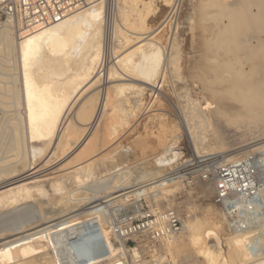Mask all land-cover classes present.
Instances as JSON below:
<instances>
[{
    "label": "rangeland",
    "instance_id": "obj_1",
    "mask_svg": "<svg viewBox=\"0 0 264 264\" xmlns=\"http://www.w3.org/2000/svg\"><path fill=\"white\" fill-rule=\"evenodd\" d=\"M105 1L106 16H104L105 19L101 35L102 49L100 51L99 64L97 65V70L100 68V72L98 71L99 75L96 74V76L101 79L99 81L100 83L107 79V68L111 65L110 63H114L116 57L118 58V55L120 54L119 52L129 50L131 47H134L139 43L134 38L135 34L133 33L132 28L124 24L121 15H118V9L123 8L124 6L125 11L127 10V12L130 13L129 17L127 16V19L129 20L130 18L131 21V19L135 18L134 12H131L129 10L130 7H128L130 0ZM124 1L126 4L128 3L127 6H125V3H122ZM146 1L147 0H136V11H139V9L143 7L142 3ZM240 1L241 0H152L150 6L148 5L149 7H143L145 10L141 8V11L144 12V14H142L143 12L139 11V13L141 12V16L143 15L142 30L146 28L143 32L152 31L151 36H153V42L155 41L160 47L161 56H163L158 67L161 70L159 69L158 71L157 68L158 72L156 73L157 76H155V84L158 85L160 82V87L158 85L157 88L156 86L153 88L150 87V85L140 83L145 89L147 88L146 90L143 89L144 94L139 92L141 93V96L139 93L135 94L136 91L134 90H127L125 93L123 92L122 94H119L122 96L117 95V97H113L114 99L121 101V105L125 106H123V108H126L125 110H131V108L132 110L134 109L133 112L132 110L131 112L135 115L133 116L132 114L131 116L133 117L131 119L129 118V121L124 125L117 127V130L109 135V137L107 136V127H109L108 122L110 120L107 121L106 119L110 118L111 113L109 115H107V113L111 112V106H106L103 110L105 112L101 111V118H98L101 120L98 122L97 119L98 124L97 122L95 123L96 120L93 121L91 125L94 126L90 130L93 133L89 131L90 134L92 133L90 135L89 133L86 134V129L83 128L86 127V124L89 121L83 119L84 122L76 116L78 114L77 106L79 105V102H77L78 104H74L71 111H69L70 116L67 115L69 118L67 117L68 119H66L63 125L64 127L62 126L61 128V133L65 128V133L67 134L69 133L67 128L70 127L71 129L70 124L72 125L73 123L75 126L70 130V136L66 137V134L63 133L64 136L62 135V137L64 141L67 140L63 143L64 146L61 144L62 147L60 145L61 149L58 147V150L57 147L56 149L54 148V145V150L53 148L48 149V151L45 150V153L47 152L48 154L44 153L45 156L42 154L41 157L44 156L42 158L39 156L41 159L38 156L34 158V160L40 159L38 162L35 160L37 164L41 162L40 165H42L46 162V166H44V164L36 172V176L31 178V180L29 179V182H26L28 180L25 181L28 183L27 185L29 189L32 185L35 187L32 186V190L30 189L31 191H29L27 196L21 201L5 206L0 205V248L16 243V241L22 237L24 240H29V242H26L22 246L39 244V241L41 244L45 236L44 233H49L50 229L52 230V228H55V230L50 233L58 236L75 228L79 223L85 226L87 229L86 232L91 238H93L91 240L94 242L93 244H95L98 242V229L102 230L103 226L108 222H120L123 218V210L121 209L126 208V205H128L130 201L140 198L142 201L145 200L148 207L152 209L174 208L180 216L182 227L183 222L185 221L192 223L195 226L191 227L188 232L183 234L180 232L179 234L181 235H177L179 236V241L175 244L177 246L176 249L172 248L170 250L166 243L159 244V254L154 256V259L158 256L160 258L159 260L165 259L172 262H183L184 264H207L206 259L203 257V252L199 251L202 252L199 253L197 249L201 245L200 248L204 250L206 247H209L208 245L214 242L211 238L214 231V223L216 221V217H214L215 215L212 213L214 210L219 211L223 220V229L220 234L221 244H217L220 246V249L218 248L219 251L222 250L221 255L223 256L220 257L221 261L226 260L227 264L229 261L231 264H238L237 260H234L236 258L233 259L230 256V250L228 253L231 260L227 255V248L229 249V246L227 245L226 239L229 237V234L250 235L249 239H247L248 241L250 240V242L247 240L245 241V245L247 244L245 248L246 250L248 249L247 252L249 254L254 255L259 250L264 251V151H254V153L249 148L250 142L264 140V119L261 117L262 120L260 116L246 117L243 110H241L240 107L238 108L239 102L237 103V94H235L234 91L229 90L233 81L230 73L232 74V78L242 74L238 79H243L247 77V75H251L255 80L257 79V81L262 79L261 84L264 87V77H262L264 76V67H262V69L253 68L255 63H263L264 65V46L263 49L262 47L256 48L251 43L255 39L254 37H256L259 39V42L262 41L264 44V15L262 14L260 17L257 16V19L254 17L255 19L253 20V23H251L252 28H250V24H248V27H246L247 25L244 26L246 34H235L234 31L238 28L237 22L239 19L235 12H237V9L242 6L245 0H242V2ZM250 1L251 3L249 4L247 3L248 0L245 2V4L247 3L246 8L249 14L254 15L261 12L259 4L260 2L263 4V0H260L258 3L256 2L257 4L253 0ZM236 3L238 4L237 9L233 6ZM254 3L256 5H254ZM1 17L3 16L0 15V18ZM114 20H116V24H113ZM114 25L117 26L115 27ZM259 26H262V29H260ZM114 28H117L115 31V40L114 35L112 34V29L114 30ZM135 29L137 28H134V30ZM249 30H251V32H249ZM219 32L221 35H218ZM119 33L121 35L122 33H126L125 35L128 40L126 42H118L121 36ZM247 35L249 37L252 36V39L248 38ZM237 36L239 40L237 39ZM12 37H15V33H12ZM2 39L4 40L3 36H0V90H3L5 85L9 83L10 79L6 77H10V72L12 71L11 73H13L15 69V57H13V54L12 56L5 51L4 47H6V43ZM229 39H231V41H229ZM174 42L175 44H173ZM160 44L163 46V49ZM176 46H179L176 48L177 50L174 48ZM243 47L247 48L245 50L247 52L243 51ZM168 48L169 50H167ZM248 48L251 50L249 53ZM170 49H175L176 51H171ZM227 49L232 50L231 52L229 51L231 53L230 55ZM253 49H256L257 51ZM233 51L234 55L232 54ZM173 53L177 55L176 59L174 58L176 56ZM170 54L174 56L173 58L175 60L170 57ZM242 54L244 57L241 56ZM236 56L238 57L239 62H237ZM169 58H171L172 61ZM173 62L175 65H173ZM169 63L173 65L174 71L176 70L175 73L171 69L172 66ZM228 63H231V65L233 64V67L231 65V68L230 66H225V64L228 65ZM114 65L118 66V63H115ZM100 66H102L103 69ZM215 66L218 69L216 68L215 70ZM163 67L164 70H167L165 71L166 73L164 72ZM240 67L244 69L240 70ZM9 69H11V71H9ZM236 69H238L237 71L239 74L233 75L234 71L232 70ZM243 70H245L244 74L242 73ZM238 72L235 71V73ZM14 73L13 74L16 75L15 71ZM162 73L163 77L161 76ZM13 74L12 76H14ZM123 76L125 78L119 79L117 82L126 84L136 82L130 81V77L128 76L122 75V77ZM215 76L217 78H215ZM221 76L224 79H222ZM147 81V83H151V81ZM100 88H102V86ZM148 88H152L151 92ZM123 96L125 98L129 97V102L127 101L128 99L125 100ZM135 98L138 101L134 102ZM125 102H128V105L125 104ZM233 102L235 107H233ZM230 105H232V108L229 107ZM234 108L238 111L233 112L232 109ZM74 110L77 113H75ZM1 111L3 110H0V160L3 159L4 161V159H6L5 155L7 156L9 154L3 153L5 152L3 151L4 144L9 141L8 139L11 132L8 122L6 121V114H3L4 111ZM225 111L227 113H225ZM235 112L236 115L234 114ZM228 113H233V115L231 114L230 116ZM239 113L242 114H240L241 117L239 116ZM66 124L68 125L66 126ZM87 126L90 125L87 124ZM104 128L106 130H104ZM103 133H105V135ZM87 135L89 136L87 137ZM196 135H199L201 139ZM83 137L87 139L84 138L87 143L83 140L81 142L82 144H79V141L83 139ZM192 137L195 138V145L194 142H192ZM106 139L109 140L107 141ZM199 140L200 142H198ZM73 142L78 143L74 146ZM33 145L35 146L34 150L38 147L39 149L43 148L40 143H33ZM115 145H119V147L116 149L113 147ZM196 146L198 147V152H195ZM24 149H26V151L24 150L27 155L26 157L32 158V153L29 149L26 147ZM51 150H53L55 154L53 151L51 152ZM24 151L21 153L22 155L24 154ZM50 153H53L54 155ZM78 154L79 156H77ZM47 155L50 157H47ZM1 156L3 157L2 159ZM92 156L93 159L98 158V162L95 161L91 164L89 168L90 170L87 171L86 174L81 173L83 175H79L81 180H83L80 185L73 186V188L67 186L68 189H66L65 186L59 184V182H61L60 180H62L61 176L63 175L62 173L64 170L68 171V169L70 170L71 165H75ZM46 157L47 159H45ZM48 159H50V161L47 162L46 160ZM249 159H259L261 161V170H259L257 176L254 177L253 205L249 206V208L251 207L250 209H241L236 216L240 225L237 223L232 226L229 223V219H226L227 216L221 209V204L215 202L212 181L207 177L203 178L199 174V171L203 169L205 166L204 164L208 163L207 160H213V166L216 169L225 163L242 160L247 161ZM65 161H67V163ZM208 168L210 169V167ZM51 169L55 170L52 171ZM90 171L93 173H90ZM38 172L39 174H42L39 175ZM57 172L62 175L59 177ZM40 176L43 178L41 179ZM38 177L40 180L36 179ZM159 177L165 179V181L162 182V185L165 186H161V191L159 189L160 192L155 196L150 194L151 191L145 192L143 193L144 195L141 194L138 197H134L135 195L129 196L128 199L126 198L124 201L116 202L117 204L115 203L112 207H107L105 203L100 205L98 204L100 201H96L95 203L98 204V206L96 205L97 207L95 206L91 208L93 213L83 218H81V216L84 215L83 213L69 218L72 214L81 212V210L83 211L85 208L95 204L94 202L89 204V201L93 200L97 195L103 196L110 194L111 192L109 195L111 197L132 189L133 187H129V185L132 186V184L135 185L140 182L142 185L145 182L148 183L152 178ZM34 178L38 180V182ZM45 178L47 179L45 180ZM166 178L168 180H166ZM125 185L128 186L127 189ZM115 186L118 187L116 188ZM121 187H125V189H122ZM162 189L168 191L162 192ZM109 190L112 191L109 192ZM114 191H117L115 192L116 194L112 193ZM134 192L136 191L130 192L129 194ZM156 193L157 192H153V194ZM128 208L129 207H127V209ZM98 210H100L99 213ZM84 212H90V210ZM100 220H102V223H100ZM51 223L57 224H54L51 228V226H49ZM43 226L44 228L39 230ZM96 229L97 234L93 235V231ZM103 231L105 232V229ZM42 234L44 236H41ZM194 236L203 239L199 245L198 243L195 244L193 241L192 237ZM60 237L65 239L69 236H67V234H62ZM209 239L212 241H209ZM249 243H251V245ZM56 245L57 244L53 240L48 247L50 249L49 252H46L41 246L35 247L27 254L17 252L15 259L6 264H57L56 258L58 255L53 252L57 248ZM209 248L214 249L213 247ZM255 251L257 252L255 253ZM0 264L5 263L1 262Z\"/></svg>",
    "mask_w": 264,
    "mask_h": 264
},
{
    "label": "bare ground",
    "instance_id": "obj_2",
    "mask_svg": "<svg viewBox=\"0 0 264 264\" xmlns=\"http://www.w3.org/2000/svg\"><path fill=\"white\" fill-rule=\"evenodd\" d=\"M151 1L152 0H150V1L147 0L146 2H143V3L140 2V3H142L143 7L148 6V5L150 6ZM253 1H255V3L260 2V0L259 1L253 0ZM120 2H119V4H120ZM147 2H149V3H147ZM240 2H242V0ZM245 2H246V0L242 4V6L239 7V9H237V5H238L237 3L233 5L234 8L236 7V9H237V12H235L236 16H237V18L240 19V20L238 19V22H237L238 28L235 29V31H234L235 34H238V33L244 34L245 33L244 26L247 25L246 27H248V24H250L249 26H250V28H252L251 23H253V20L255 19L254 17H256V19H257L258 18L257 16L260 17L262 14L264 15V5H263L264 0L262 1L263 4L260 2V4H259L260 7L258 6L261 9V12L254 14L255 16L253 14L252 15L249 14V12L247 11V8H246L247 3L249 4V3H251V1L248 0V2L246 4H245ZM105 3H106L105 0H90L86 4H84L83 6L72 8L70 11H68L66 13L65 17H63L59 21H56V22H53L51 24L44 25L40 28L32 30L22 37L17 36V33H16L17 30H16L15 24L11 20L6 18L4 16V14L2 13V11L0 10V15L3 16L0 18V36H3L4 40L3 39L2 40L5 41V43H6V47H4L5 51H7L8 54L9 53L11 55L13 54L14 56L13 55L12 56L15 57L14 66L16 69V70L14 69V71L16 72V75H14L15 74L14 71H13V73H14L13 74V73H11L12 72L11 69H9V71H11L10 72L11 76L6 77V78L10 79L9 83H7L5 85L3 90H0V108H1L0 110H3L4 112L3 111H1V112H3V114H6V117H7L6 121L8 122L9 129H10V132L12 134V136L10 134L11 138L9 137V139H8L9 141H7L4 144L5 146H4V150H3V151H5L3 153H6V154L9 153V154L7 156L5 155L6 159H4V161L2 159L3 158L2 157L3 154H2V156H1L2 160H0V161H2V162H0V205L1 206H5V205H9L11 203H17V202L21 201L23 198H25L27 196L29 191L32 190L31 189L33 186L32 183H31L32 186H31V188H30L31 190H30L28 185H27L28 183H26V182H29L31 180V178L36 176L35 175L36 172L44 164H45L44 166H46V162L44 164L40 165L41 162H39L37 164L35 161L37 159L34 160V158L37 156L41 157L42 154L44 155L45 150L48 151V149L53 148L54 145H55L54 148L56 149V147L57 148L60 147L61 144L63 145V143L65 141H67V140L64 141V139L62 137L63 133L66 134L65 133L66 129L64 128L63 132L61 133V130H62L61 128L64 125L66 119L69 118L67 115L70 116L69 111H71V108L74 106L75 103L79 102V105L77 106L78 114L76 116H78L79 119H82V120L84 119L85 121H87V120L89 121L87 124L90 126H87V124L85 123L86 127H83L84 129H86V134H88L89 131L94 126V125H91L93 123V121L96 120L95 121V123H96L97 119L101 118L100 117L101 111L105 112V111H103L105 109V107L111 106L110 107L111 112L108 111L109 113H107V115H109L111 113L110 118L106 119L107 121L110 120L108 122L109 127H107L108 135L106 133V135L109 137V135H111L112 133H114L117 130V127L124 125L125 123H127V121H129V118L131 119L135 115L132 113L134 109L132 110V108H131L132 112H131V110L127 109L128 111H130V112H128L127 110H125L126 108L125 109L123 108L124 105L123 106L121 105V101H119L118 99H114L113 97H117V95L122 94L123 92L125 93L127 90H130V91L134 90V91H136L135 94H137L139 92L144 94L143 89H145V87H143V85H142L143 83L146 85H150V87H153V88L155 86L157 88L158 85L160 87V85H161L160 82L158 85L155 84V76H157L156 73L160 69L158 67H159L160 60L163 56H161L160 47L156 44L155 41L153 42V36H151L152 31L151 32H143L146 29V28L144 29V27H143L144 30H142V26H143V24H142L143 18L142 17H143V15L141 16V12H143V11H141V10L142 9L145 10V8L140 6L142 9L140 8L139 11H141V12L139 13V11H136V5H137V4H135L136 0H130V4H129L130 6L128 5V7H130L129 10L131 12H134V15H135L134 19H131V21H130V18H129V20L127 19L129 17L130 13L127 12V10L125 11L123 5H122L123 8L118 9V11L120 13V14L118 13V15L119 16L121 15V19L124 22V24H126L132 28V31L135 34L134 38L139 43L136 46L131 47V49H129V50H126L123 52L119 50L120 54L118 53L119 54L118 58L116 57V59L114 60V63L113 64L110 63L111 65H109L107 68V76H108L107 79L104 80L102 83L99 82L101 79H99L100 77H97L96 74L99 75L98 71L100 70V68H99V70H97V65L99 64L98 62L100 59L99 58L100 57V51L102 49L101 48V35H102V28H103V23H104V19H105L104 16H106V14H105V12H106L105 11ZM122 3H125V1ZM255 3H254V5L257 4V3L255 4ZM127 4L125 3V6H127ZM178 6H179V4H178ZM220 6H222V5H220ZM120 7H121V4H120ZM223 9H224V7H223ZM142 14H144V12ZM113 22H114L113 24H116L115 23L116 20H114ZM134 28H137V29L134 30ZM116 29L117 28H114V30L112 29V34L114 35V40L116 38L115 37ZM222 29H224V28H222ZM260 29H262V26L260 27ZM122 32H124V31H122ZM249 32H251V30H249ZM12 33H15L14 38L12 37ZM125 34L126 33H122V35L120 34L122 37L120 36V39H119L120 41L117 39L118 42L121 43L122 41L126 42L128 40ZM219 34H220V32L218 33V35ZM249 35H250V33H249ZM247 37L251 38L252 36L249 37L247 35ZM257 37H258V35H257ZM172 38H175V37H172ZM254 38L255 39L251 42L252 45L256 48L262 47V49H263V46H264L263 42L262 41L259 42V39L256 37H254ZM237 39H238V36H237ZM240 40H241V38H240ZM173 41H171V42H173ZM229 41H231V39H229ZM215 42H217V41H215ZM223 42H224V40H223ZM241 42H239V43H241ZM243 43H244V41H243ZM173 44H175V42ZM160 46H161V44H160ZM161 47L163 49V46H161ZM177 47H179V46H176L174 48L176 49ZM175 49L174 50L170 49V50L176 51L177 49L176 50ZM243 49H244L243 51H245L247 48L243 47ZM121 50H123V49H121ZM167 50H169V48ZM248 50H249V48H248ZM253 50H256V49H253ZM166 51H165V53H166ZM229 51L231 52L232 50H228V52ZM234 51L232 52V54L234 53ZM230 52H229V55L231 54ZM245 52H247V51H245ZM245 52H244V54H245ZM249 52H251V50H249L248 53ZM162 54H163V52H162ZM235 54H237V53H235ZM174 55L176 57H174L172 55L170 57L171 58L174 57L176 59L177 55L176 54H174ZM179 55H180V53H179ZM241 56H243V54ZM241 56H239V57H241ZM263 56H264V53H263ZM171 58H169V59L172 61ZM246 58H247V56H246ZM163 60H164V58H163ZM163 62H165V61H163ZM235 62H236V60H235ZM237 62H239L238 57H237ZM115 63H118V66H115L114 65ZM100 64H101V62H100ZM162 65H163V63H162ZM173 65H175V63ZM173 65H171L172 66L171 69L174 71ZM230 65H231V63H228V65L225 64V66H227V67H229ZM248 65H250V64H248ZM231 66H230V68H231ZM100 67L102 68V66H100ZM217 67H218V65H217ZM217 67L215 66V70ZM241 67H240V70L244 69ZM251 67H252V65H251ZM262 67H264L263 63H255L253 66V68H256V69H259V68L262 69ZM157 68H158V71H157ZM222 68H223V65H222ZM3 70H4V68H3ZM163 70H164V67H163ZM237 70L238 69L232 70V71H234V73H235V71L238 72ZM102 71H104V70H102ZM165 71H167V70L165 69L164 72ZM175 71H174V73H175ZM244 71L245 70H243V72H242L243 74H244ZM163 73L161 75L162 77H163ZM234 73H233V75L239 74V72L235 73V74ZM248 73H250V72H248ZM12 74L14 76H12ZM258 74H259V72H258ZM122 75L130 77L129 78L130 81H132V82L136 81V82H133L132 84L130 82H129L130 84L117 82L119 79L125 78L124 76L122 77ZM230 75H231V79L233 81H232V85L230 86L229 90L234 91L235 94H237V96H238L237 103L239 102V105L237 104L238 108L240 107L241 110H243L244 115L246 114V117L247 116H249V117L260 116V118L262 117L264 119V87L261 84L262 79L260 78L261 80L257 81V79L255 80V78L252 77L251 75L250 76L247 75V77H245L243 79H238V77L241 76L242 74H240L239 76H234V78H232L231 73H230ZM168 76H169V74H168ZM224 77H225V74H224ZM262 77H264V76H262ZM215 78H217V77L215 76ZM222 79H224V78L222 77ZM147 80L151 81L152 85H151V83H147L148 82ZM156 82H157V80H156ZM140 83H142V84H140ZM101 86H102V88H100ZM0 89H1V87H0ZM148 89L151 92L152 88H148ZM130 93H132V92H130ZM141 93H139V95ZM119 96H122V95H119ZM233 96H234V94H233ZM124 98H123V100H124ZM128 98L126 97L125 100H127ZM235 98H236V96H235ZM120 99H122V98H120ZM135 99H134V102L138 101L137 99L136 100ZM127 101L129 102V99ZM128 102H125V104H127ZM140 103H141V101H140ZM232 104H233V107H235L234 102ZM231 106L232 105H230L229 107H231ZM234 109H232L233 112L238 111L237 109H235V110ZM75 113H77V112L75 111ZM225 113H227V112L225 111ZM132 114H133V116H131ZM231 114L233 115V113H231ZM231 114H229V115L231 116ZM234 114L236 115V112ZM240 114L241 113H239V116L241 117L242 114L241 115ZM101 116H103V115H101ZM77 119H75V120H77ZM189 119H190V117H189ZM249 119H251V118H249ZM100 120L101 119H98V122ZM98 122H97V124H98ZM129 124H130V122H129ZM67 125L68 124H66V126ZM70 126H71V129L75 127L73 125V123H72V125L70 124ZM76 126H79V125H76ZM83 128H82V130H83ZM102 128H103V126H102ZM71 129H70V127H68L67 131L70 133ZM104 130H106V129L104 128ZM90 132H92V131H90ZM69 133H67L65 136L66 137L70 136ZM103 134L105 135V133H103ZM88 136L89 135H87V137ZM117 136H118V133H117ZM84 138L85 137H83V139H81L79 141V144H82L81 142L83 140L85 143H87V141H85L86 138L85 139ZM104 138H105V136H104ZM199 138H200V136H199ZM4 139H5V137H4ZM191 139L195 145V138L192 137ZM198 142H200V140ZM33 143H40L44 149L42 147H40L43 149L42 150V149H39V147H38L37 149L34 150L35 146L33 145ZM76 143H78V142H75V143L73 142L74 146ZM115 143H119V142H115ZM62 145H61V147H62ZM25 147L27 149H29V151L32 153L31 154L32 158L26 157L27 155L25 152L26 149H24ZM61 147H60V149H61ZM113 147L117 149L119 147V145H115ZM54 148H53V150H54ZM197 148L198 147L196 146L195 152H198ZM249 148L252 152L264 151V140H261V141L255 140V141L250 142ZM66 149H67V147H66ZM53 150H51V152ZM58 150H59V148H58ZM23 151H24L25 155L21 154ZM30 152H28V153H30ZM50 154H53V153H50ZM54 154H55V152H54ZM44 156H42V157H44ZM77 156H79V154ZM77 156H75V157H77ZM95 156H94V158H95ZM7 157H9V158H7ZM47 157H50V156L47 155ZM47 157L45 159H47ZM51 157H52V155H51ZM75 157H73V158H75ZM92 159H93V156L90 157L89 159L87 158L85 160H82L75 165H71L70 170L69 169H68V171L64 170L62 173L63 175L61 174L62 176L57 172V174H59V177L61 176V179H62V180H60L61 182H59V184H62L63 186H65L66 189H68V187L70 188V186L73 188V186L75 187L76 185H80V183L83 180H81V177L79 175L81 173L86 174V172L90 170L89 168H90L91 164H93L95 161L98 162L97 161L98 158L97 159L95 158L93 160ZM39 160H37V162ZM46 161L48 162V161H50V159H48ZM65 162L67 163V161H65ZM38 166H39V168H38ZM61 169H62V167H61ZM54 170H52V171H54ZM90 173H93V172L90 171ZM38 174H39V172H38ZM41 174L42 173H40L39 175H41ZM83 174H81V175H83ZM42 178L43 177H41V179ZM47 178H45V180ZM162 178H160V177L159 178H152V179H150V181L148 183L145 182L142 185L140 184L141 182L140 183L138 182L140 185L139 184H135V185L132 184V186L129 185V187H133V188L132 189L129 188L130 190H127V191L119 193V194L115 193L119 190L114 191L112 193L113 194L115 193L116 195L111 196V197L109 195L111 194L110 191H112V190H109L110 194L103 195V196L97 195V196H95V198L93 200L89 201V204L93 203V202L95 203L96 201H100V203H98V202L97 203L100 205L102 203L103 204L105 203V205L107 207H109V206L112 207V205H114L116 202L118 203L120 201H124L126 198L128 199L129 196L135 195L134 197H138L139 195H141L145 192H149V191H151L150 194L155 196L161 191V188H162L161 186H165V185H162V182L165 181V179H162ZM167 178H166V180H168ZM34 179H33V183H34ZM36 179L40 180L39 177ZM26 180H28V181H26ZM38 180H36V181L38 182ZM22 182H25V183H22ZM175 183H177V182H175ZM170 184H172V183H170ZM166 186H167V184H166ZM33 187H35V186H33ZM59 187H60V185H59ZM127 188H128V186H126V189ZM167 188H169V187H167ZM122 189H125V187ZM159 189H160V191H159ZM67 191H69V190H67ZM120 191H121V189H120ZM133 191H136V192L129 194L130 192H133ZM164 191H165V189L162 192H164ZM166 191H168V190H166ZM153 192H157V193L153 194ZM103 198H105V199H103ZM98 204L95 203L92 206L85 208L83 211L81 210V212L72 214L71 216H69V218L74 217L76 215H80L82 213L84 215H82L81 218H83V217L93 213V210H91V208L95 207L96 205L98 206ZM74 210H76V209H74ZM89 210H90V212H84V211H89ZM212 213L215 215L214 217H216V221L214 223L215 226L213 225L214 231L212 230L213 233H212V237H211L214 240V242H212V244H210L208 246L213 247L214 249H212V248L210 249L209 247L208 248L206 247L203 250L202 248H200V246H201L200 245L198 247L197 251L203 252V255H204L203 257L206 259L207 264H225V263L227 264L226 260H224V259H222L224 261L220 260V257L223 255H221L222 250L219 251L220 246L217 245L221 242L220 234L222 233V229H223L222 216L220 215L219 211L214 210V211H212ZM57 218H59V217H57ZM54 219H56V218H54ZM100 221H101L100 223H102V220H100ZM54 224H57V223H54ZM54 224L51 223L50 225L49 224H47V225L51 226V228H52V226H54ZM98 224H99V222H98ZM191 224L192 223H189L187 221L183 222L182 231H180L181 234L188 232V230L191 227H195L194 224H192V225ZM43 228H44V226L39 230H42ZM97 229L93 231L94 232L93 235L97 234ZM54 230H55V228H52V230L50 229V232H52ZM86 230L87 229L85 228V226L83 224L79 223L76 225L75 228L71 229L70 231H66V232L62 233V234H67V236H69L68 238H65V239L61 238L60 236L62 234L56 236L55 234H51L50 232L49 233L47 232V234L44 233L45 236L43 234L41 235V236H44V239L42 240L41 244L39 241V244H33V245L30 244V245H26V246H22V245L25 244L26 242H29V240H24L22 237L19 240H17L16 243H12L11 245L9 244L8 246H4L3 248H0V263L1 262L5 263V264L9 263V261H12L13 259H15L17 252H21L22 254H27L37 246H41L42 248H44V250L46 252L47 251L49 252L50 249L48 247L53 242V240L57 244L56 245L57 248L53 252L56 253V255H58V258H63L66 261L71 260L73 258L81 259L83 257L90 255L92 253L93 248H96L97 244H98V242L93 244L94 242L91 240L93 238H91V236L86 232ZM103 230L104 229H102V231ZM227 232H228V230H227ZM179 233L173 235L172 237H170L169 239H167L163 242V243L167 244V247L170 250L172 248L173 249L177 248V246L175 244L179 241V239H178L179 236H177ZM181 234H179V235H181ZM249 236L250 235H246V234H239V235L238 234L237 235H230L229 234V237L226 239L227 245L229 246V249L227 248V250H228L227 253L230 250V252H229L230 256L233 259L236 258L234 260H237L238 264H264V251H261V250H259L258 252L255 251V253L256 252L257 253L254 255L249 254L247 252L248 249L246 250V248H245V246L247 245V244L245 245V241L247 239H249ZM190 237H191V235H190ZM192 238H193V241L195 242V244L198 243V245L203 240V239L198 238L197 236H194ZM210 240L211 239H209V241ZM248 242H250V240ZM249 244L251 245V243H249ZM199 248L202 250H200ZM202 252H199V253H202ZM229 253L227 254L228 256H229ZM231 257H230V260H231ZM228 264H231L230 261L228 262ZM235 264H237V263H235Z\"/></svg>",
    "mask_w": 264,
    "mask_h": 264
},
{
    "label": "built area",
    "instance_id": "obj_3",
    "mask_svg": "<svg viewBox=\"0 0 264 264\" xmlns=\"http://www.w3.org/2000/svg\"><path fill=\"white\" fill-rule=\"evenodd\" d=\"M88 1L90 0H0V10L15 24L17 36L22 37L32 30L59 21L72 8L83 6ZM207 161L199 174L212 181L215 202L221 204L229 223L232 226L239 224L237 213L241 209H250L249 206L253 205L254 177L261 170V161H235L216 169L213 160ZM121 210L123 218L120 222H108L103 226L105 232L98 229V244L90 255L68 261L57 257L56 263L184 264L159 260L158 256L153 258L159 254V244L181 231V219L174 208L152 209L145 200L137 198Z\"/></svg>",
    "mask_w": 264,
    "mask_h": 264
}]
</instances>
